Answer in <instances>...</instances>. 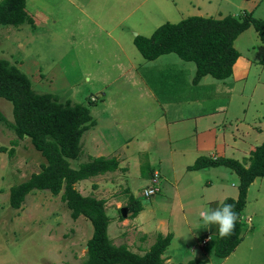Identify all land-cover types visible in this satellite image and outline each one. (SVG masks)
Here are the masks:
<instances>
[{
	"label": "rangeland",
	"instance_id": "rangeland-1",
	"mask_svg": "<svg viewBox=\"0 0 264 264\" xmlns=\"http://www.w3.org/2000/svg\"><path fill=\"white\" fill-rule=\"evenodd\" d=\"M37 1L49 11L51 20H55L45 30L49 44L39 43L35 51L31 50L30 39L25 38L24 32L29 30L27 25L0 26V57L23 70L37 92L53 93L61 101L71 99L89 105L94 116L120 124V139L128 132L140 134L135 146L156 143L154 132L162 133L164 129L153 126V130L144 132L157 116L165 115L171 120L169 129L165 130L171 140L163 141L159 148L165 168L161 174L158 171L159 191L155 194L149 197L143 194V189L152 183V175L146 173H151L156 164L142 154L131 158L127 167L119 165L115 171L75 185L83 195L105 200L111 218L108 234L113 243L126 244L142 254L149 244L141 242V236L150 232L155 242L158 229L164 228L160 222L168 221L175 234L168 249L176 254L165 251L163 257L167 263L198 258L206 259V264H264V178L259 179L260 192L254 187L250 193L246 212L252 218L249 220L247 216L245 227L251 228L225 259L214 253L213 240L200 247L202 233H197L195 228L198 212L206 207L204 201L218 191L215 181L222 186L221 180L230 183V177L215 171L216 167L188 169L199 156H211L208 145L201 146V150L196 148V125L199 130L204 126L201 129L204 131L205 126L217 120L229 129L242 118V126L253 124L256 114V124L264 122V42L254 26H249L234 42L240 56L232 74L225 79L207 75L198 83L193 82L195 62L186 61L174 52L147 60L134 43L136 35L149 36L161 24L178 22L190 15L242 17L245 12H252L254 18H264V0H92L91 6L88 3L91 0ZM82 8L87 9L90 18L102 17L100 22L92 23ZM34 16L38 22L42 21V15ZM143 77L149 84L144 83ZM211 84H217L218 88L208 86ZM180 104L189 107L190 117L181 118ZM221 105L227 108L219 110ZM0 111L13 122L11 101L0 97ZM193 113L199 115L193 117ZM95 133L92 129L85 132L82 153L70 160L72 167H78L99 152L95 149L99 146ZM201 138L206 142L202 135L200 142ZM261 138L263 141L264 131ZM108 149L105 157H112ZM170 151L174 152L171 161ZM45 162L29 137L19 138L0 121V264H82L87 257V241L92 236L93 225L84 216L73 219L61 200V193L35 190L25 197L20 208L10 206V187L40 171ZM131 194L141 201L143 209L135 217H130L128 209L123 216L121 208H127ZM256 194L262 196V204L261 200L255 202Z\"/></svg>",
	"mask_w": 264,
	"mask_h": 264
},
{
	"label": "trees",
	"instance_id": "trees-1",
	"mask_svg": "<svg viewBox=\"0 0 264 264\" xmlns=\"http://www.w3.org/2000/svg\"><path fill=\"white\" fill-rule=\"evenodd\" d=\"M26 4L27 0H1L0 26L18 27L34 23ZM251 25L264 42V18H254L252 12H245L242 17L190 15L178 22L168 21L149 36L136 35L134 43L147 60L174 52L186 61L195 62L194 83L208 74L225 79L232 74L240 56L234 42ZM0 97L12 102L14 117L10 122L0 111V121H4L19 138L29 137L46 159L40 171L33 172L26 180L10 187L11 207L20 208L25 197L35 190H48L54 195L61 193V200L71 217L77 219L84 216L93 225L92 236L87 241V257L82 264H168L163 254L172 241V232L166 235L159 233L156 241L142 254L131 250L126 244L116 245L108 234L111 218L106 212L105 200L83 195L75 187L81 180L115 171L119 167L116 157L105 156H92L78 167L71 166L70 160L79 158L82 153L85 132L95 124L89 105L71 99L61 101L53 93L37 92L23 70L1 57ZM13 152L11 149L10 155ZM219 165L231 168L239 177L237 197H226L219 205L233 204V211L237 214L232 232L225 237L218 234L216 237L214 253L225 258L243 239L240 218L246 205L248 188L256 177L264 178V141L243 161L226 156L201 155L188 169ZM128 201L130 217L137 216L143 209L141 201L133 194ZM206 262V259L192 258L178 264Z\"/></svg>",
	"mask_w": 264,
	"mask_h": 264
},
{
	"label": "crops",
	"instance_id": "crops-1",
	"mask_svg": "<svg viewBox=\"0 0 264 264\" xmlns=\"http://www.w3.org/2000/svg\"><path fill=\"white\" fill-rule=\"evenodd\" d=\"M88 3H90V6H91L92 0ZM38 4H39V2L37 0H32L31 4L29 3V0H27L26 5H28V7H29V10L28 9L27 10H28V13L32 16L34 23L23 24L24 26L27 25L29 27L28 32H26V30H24L25 38L30 39V44L32 47L31 50H34V51L38 48L39 43L49 44V40L47 39V35L45 33V30L47 28L51 27L48 25L50 22H53V21L55 22V20H51V18H50L51 14L46 9V7L44 5L39 6ZM41 9L46 11V12L38 13V11ZM81 10L84 13L85 17L87 19H89L92 23H93V21L96 23H97V21L100 22L102 17L90 18V13L87 11V9L82 8ZM29 11H31V13ZM36 13L38 15L43 16L42 21L38 22L36 20V18H34L35 17L34 14H36ZM23 25H21L19 27H23ZM27 41H29V40H27ZM205 76H207V75H205ZM205 76H203V77H205ZM143 81H144V83L149 84L147 78L143 77ZM216 85L217 84H211L208 86L215 89V88H218V86H216ZM226 108H227L226 106L221 105L219 110H225ZM188 109H189V107H187L183 104H180L179 112L182 114L181 115L182 119H186V118L190 117V113H187ZM95 110H96V108H95ZM245 110H246V113H248V108ZM207 114H209V110H207ZM192 115H193V117H196L199 115V113H193ZM92 116L95 120V124L90 129L96 130V133H95L96 137L95 138L99 141V146L95 148L99 152L97 154H95L94 156H105L106 153L108 152L106 149L109 148V144H110L111 148L108 150H110L112 152V155H111L112 157H116L118 159L119 165L121 168L123 166L127 167L129 165L131 158H135L134 156L142 154V155H146L149 158V160L151 162H153L154 165L156 164V166L151 168V171H150L151 173H149V174L147 171H144V169H143V172H147L146 173L147 175L151 176V175H153L154 171L160 172V171L164 170V168H165V165L163 162L164 157L160 155L159 148H160L161 143L163 141L166 142V141L171 140L170 137L168 135H166V133H165V130L169 129V124H170L171 120L166 118L165 115L157 116L156 120L151 125L145 127L146 131L144 132V134H146L147 130H149V129L153 130V128H152L153 126L158 128V129L159 128L164 129V131L162 133H160V132L158 133V130H157V133L154 132V137L156 136L155 137L156 143L153 146L151 144L146 145L144 143H140L138 146H135L134 143L141 137V135L139 134L137 136L133 132L129 133L127 131L128 133H126V134L124 133V135L121 136V139H120L118 137V130L122 128V127H120V124H118V123L114 124L111 119L104 121L100 116H97V115L94 116L93 113H92ZM257 117L258 116L256 114L254 116L253 124L249 125V123H247V125H245V126H242L244 124H240V122L243 120V118H242L239 120L238 123H236V125L231 126L229 129H227L225 124L222 126L220 124V122L217 120H215L209 127L205 126L206 129L204 131L201 130V129H204V126H201V129L199 130L198 125H196L195 126V132H194L195 136L197 138L196 139L197 141H195L196 146H197L196 148L200 149L201 146L208 145V148L211 152L210 154L213 157L226 156V157L236 158L238 160H243L244 158L249 157L251 151L254 150L257 146L261 145L264 141V140L261 141L262 140L261 134L264 131V122L259 121L261 123L256 124L255 120ZM99 118H101L100 121H99ZM199 120H200V118H199ZM173 130H174V128L172 129V131ZM207 131L209 132V134L206 133ZM201 135H202V137L207 139L206 142H204L203 138H201V142H200ZM145 136L146 135H144V137ZM111 140H112V142H111ZM117 140H119V141L117 142ZM108 142H110V143H108ZM200 143H201V145H200ZM168 146H169V142H168ZM82 148H83V146H82ZM173 153L174 152H172V151L169 152L170 156L168 157V159L170 161L173 159ZM203 155H205V154H203ZM136 159L138 160L139 158H136ZM153 159H155V160H153ZM138 163H139V160H138L137 164ZM210 167H216V168H213V169H215V171H221L222 174L223 173L227 174L230 177V180H229L230 183H228L226 181V179H222L221 180L222 186H219L217 181H215L214 184H215V187L218 189V191H217L216 195H212V196H209L206 198V200L204 201L206 204V207H203L200 211L205 210V209H215L216 207H218L221 204V202L226 197H237V195H238V184H239L238 175L231 168H229L225 165L210 166ZM204 168H206V167H204ZM204 168H200V169L204 170ZM200 169H197V170H200ZM193 171H196V170H193ZM160 174H161V172H160ZM260 178H263V177H256V179L250 184L248 191H247L246 205H245L244 209L242 210V214H241V218H240L241 223L244 227V232L242 234L243 238L245 236V231H248L251 228V227H245V224H246L245 219L247 218V216H248L249 220L252 218L251 215H247V212H246L248 209V206H249L250 193L252 191V188H254V187H257L256 190L258 192H260V187H261V181H259ZM81 181H83V180H81ZM81 181H79V182H81ZM190 187H192V185L186 186V187H184V189H189ZM225 187H227V189ZM255 200H256L255 202H257V203L260 200H261V204L263 203L262 196L260 194L255 195ZM252 213L256 214L253 211H252ZM160 223L162 225H164V228H163V230L159 231L158 227H156V229H158L157 235L159 233H165L166 234L168 231H171V229H173V227H170L168 225L169 224L168 221L167 222L162 221ZM119 224H120V227L122 229H124V226H121L122 224L120 223V221H119ZM189 224L190 223H187V225H189ZM145 228H147V227H145ZM150 228H153V227H150ZM262 228H264V223L262 225ZM195 231H197V233H202V236H200V240H201L200 247L201 248H204L205 245L210 244L211 240H213L214 247H215V242H216V237H217V226L216 225L213 224V225L208 226L207 228H195ZM172 233H173V237H174L175 234H174V232H172ZM150 234H151L150 232H147V233H144L143 236H141V239H142L141 242L145 241L147 244H149L148 245L149 247L154 243L151 240L152 237ZM168 248H169V246H168ZM168 248H167L166 252H168V253L173 252L174 254H176L175 251L170 250ZM229 256L225 257V259H227ZM176 257H177V255H176ZM168 264H172V263L168 262Z\"/></svg>",
	"mask_w": 264,
	"mask_h": 264
},
{
	"label": "clouds",
	"instance_id": "clouds-1",
	"mask_svg": "<svg viewBox=\"0 0 264 264\" xmlns=\"http://www.w3.org/2000/svg\"><path fill=\"white\" fill-rule=\"evenodd\" d=\"M234 205L223 203L215 209H205L198 213L196 220L197 228H207L210 225L217 226V234L220 237L228 236L237 219V214L233 211Z\"/></svg>",
	"mask_w": 264,
	"mask_h": 264
},
{
	"label": "built area",
	"instance_id": "built-area-1",
	"mask_svg": "<svg viewBox=\"0 0 264 264\" xmlns=\"http://www.w3.org/2000/svg\"><path fill=\"white\" fill-rule=\"evenodd\" d=\"M158 177H159V172L158 171H154L153 172V175L151 177L152 179V183L149 184L148 186H146L144 189H143V194L147 197L155 194L157 191H159V187L157 185L158 183Z\"/></svg>",
	"mask_w": 264,
	"mask_h": 264
},
{
	"label": "water",
	"instance_id": "water-1",
	"mask_svg": "<svg viewBox=\"0 0 264 264\" xmlns=\"http://www.w3.org/2000/svg\"><path fill=\"white\" fill-rule=\"evenodd\" d=\"M127 211H128V208H126V207H122L121 208V213H122L123 216H126Z\"/></svg>",
	"mask_w": 264,
	"mask_h": 264
},
{
	"label": "bare ground",
	"instance_id": "bare-ground-1",
	"mask_svg": "<svg viewBox=\"0 0 264 264\" xmlns=\"http://www.w3.org/2000/svg\"><path fill=\"white\" fill-rule=\"evenodd\" d=\"M128 206V205H127Z\"/></svg>",
	"mask_w": 264,
	"mask_h": 264
}]
</instances>
